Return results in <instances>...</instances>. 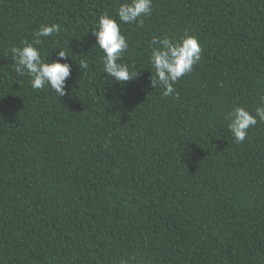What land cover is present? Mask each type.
<instances>
[{"label": "trees", "instance_id": "obj_1", "mask_svg": "<svg viewBox=\"0 0 264 264\" xmlns=\"http://www.w3.org/2000/svg\"><path fill=\"white\" fill-rule=\"evenodd\" d=\"M123 2L0 0V264H264V123L237 144L225 120L264 95V0H152L142 26ZM105 13L138 73L123 86L94 45ZM52 23L35 46L71 56L62 97L10 55ZM184 35L201 59L164 97L151 41Z\"/></svg>", "mask_w": 264, "mask_h": 264}, {"label": "clouds", "instance_id": "obj_2", "mask_svg": "<svg viewBox=\"0 0 264 264\" xmlns=\"http://www.w3.org/2000/svg\"><path fill=\"white\" fill-rule=\"evenodd\" d=\"M152 11V0H125L116 10L117 18L121 23L142 26L143 17ZM91 30L95 37V46L103 55V72L118 85L123 86L138 75L137 71H131L128 66L121 63V56L128 49V42L122 34L116 18L105 13L94 22ZM60 32V26L41 24L34 32L33 42H23L22 46H14L10 50L14 71L20 75H27L29 84L34 90L50 87L58 97L65 95L66 81L71 75V65L66 57L69 53L61 48H56L59 59L49 62L43 59L40 50L35 45L43 43L41 38H47ZM150 53V64L154 75H150L152 88L160 87L164 97L173 96L179 99V93L175 92L174 84L185 74L192 71L193 65L201 59V45L197 37L184 35L179 39H170L167 36L153 37ZM63 61V62H62ZM88 63L81 60L79 68H88ZM260 103L256 106L254 114L241 106L229 111L225 120L235 143H242L250 127L258 122L264 123V95L259 96ZM123 264V262H122Z\"/></svg>", "mask_w": 264, "mask_h": 264}]
</instances>
